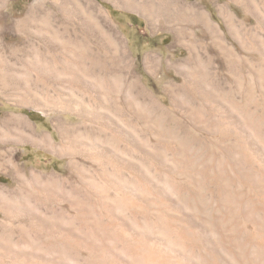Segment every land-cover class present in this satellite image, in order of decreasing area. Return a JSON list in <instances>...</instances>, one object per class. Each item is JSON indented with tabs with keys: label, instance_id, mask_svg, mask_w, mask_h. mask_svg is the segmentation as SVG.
Returning <instances> with one entry per match:
<instances>
[{
	"label": "bare ground",
	"instance_id": "bare-ground-1",
	"mask_svg": "<svg viewBox=\"0 0 264 264\" xmlns=\"http://www.w3.org/2000/svg\"><path fill=\"white\" fill-rule=\"evenodd\" d=\"M228 1L247 13H256L261 23L264 0ZM202 2L124 0L123 5L146 17L153 31L171 32L173 45L188 47V58L170 66L184 82L190 80V69H197L196 75L202 72L194 82L190 80L194 85L188 96L194 100L201 94L200 88L215 96V91L223 93L228 86L210 71L215 60L227 64L228 70L230 65L240 78L248 77L246 66L251 62L228 45ZM214 5L229 34L243 51L248 49L251 34L230 4L217 0ZM36 18L34 13L16 20L19 42L7 40L0 28V90L23 106L53 110L52 103L58 102L61 110L74 112L80 122L70 124L54 117L57 140L21 116L7 114L0 121V170L14 184L10 188L0 183V264H264V159L244 150L246 168L229 170L231 160L224 155L223 172H211L196 171L187 163L176 165L175 160L162 163L150 158L144 153L150 149L141 147V123L135 120L140 118L142 101H149V109L159 112L167 108L141 82L127 50L121 58L113 45L109 52L86 37L69 38L72 49H80V57L64 56L56 37L45 43L47 33L27 26ZM160 63L158 55L145 58L148 70L154 71ZM121 64L126 65L128 91L118 74ZM215 83L218 88L212 90ZM167 90L173 103L180 100L171 87ZM120 91L125 92L124 105ZM14 142L67 158L69 176L25 169L14 148H8ZM76 178L82 186L75 185ZM57 187L67 195L66 200L57 199ZM82 191L106 221V232L112 234L102 235L86 213L75 207ZM16 223H27L28 229L18 224L21 234L16 236ZM79 230L94 242L102 241L101 248L81 242V233L75 238ZM44 236L55 241H46ZM109 241L117 246L110 248ZM57 244L65 248H57Z\"/></svg>",
	"mask_w": 264,
	"mask_h": 264
},
{
	"label": "rangeland",
	"instance_id": "rangeland-1",
	"mask_svg": "<svg viewBox=\"0 0 264 264\" xmlns=\"http://www.w3.org/2000/svg\"><path fill=\"white\" fill-rule=\"evenodd\" d=\"M202 1L201 5L207 10L212 20L220 25L228 45L233 47L235 51L241 52L240 56L251 62L249 67L246 66L249 78L246 75V77L240 78L238 71L233 70L231 72L230 65L228 70L227 64L223 66L222 61L215 60L214 65L210 67V71L215 72L214 75L220 82L228 83V86L224 85V87L227 86V89L224 88L223 93L215 91L216 97L214 94H207L205 88H200L201 94L199 97H201L200 99L198 97L197 100L189 99L188 91L191 90L194 85L192 83L202 75V72H200L201 75H198V73L196 75L195 70L197 69H190L188 73L191 75L188 74V77H190V80L193 79V82H190V80L184 82L183 76L170 66L171 62L176 63L188 58V47L173 45L174 36L169 31L161 29L153 31L146 17L136 10L129 11L124 8V0H0V28H4L3 35L7 40L19 42L21 37L19 28L16 26V20L36 13L38 18L31 25L28 23L27 26L47 33L44 38L45 43L52 42L51 37H56L59 42V44H56L60 49L65 50L64 56L80 57V49L78 47L72 49L74 44L68 42L69 38L74 40L75 38L86 37L91 44L99 43L107 51H109V46L113 45L118 49V56L121 58L123 50H127V54L133 60V69L141 82L149 93L167 108V111L159 112L153 107L149 109V101H145V103L142 101V108L139 111L140 120L136 118L135 121L138 120L141 123L139 134L141 147L151 151L142 152L149 155L150 158L156 157L155 159L162 163H166L167 160V162L175 160L176 165L187 163L196 171L208 169L211 172H223L226 167L225 155L226 159L229 157L231 160L230 165H227L229 170L233 168L235 170L237 168L238 170L239 168L244 169L246 168L242 161L244 150H249L252 154L255 153V157L258 156L256 158L264 159V52L260 46L263 45L261 43H264L262 41L264 40V12L262 13L263 17L259 18L261 23H258L256 13L255 15L252 12L247 13L228 0H219L222 3L230 4L232 12L239 21L244 23L248 34H251V44H249L248 49L243 51L239 43L226 29L225 23L214 5L217 0ZM149 54L161 57V63L154 71L146 69L145 66V58ZM109 55L111 56L112 53H109ZM121 65L118 74L124 80V89L128 91L126 65ZM238 77L240 79H237ZM216 86V83L212 85V90H215ZM169 87L180 98L175 103L171 101L168 94L167 88ZM118 96L120 102L124 105L125 92L120 91ZM51 107L53 110L40 108L39 106H36V108L23 106L0 90V121L7 114L21 116L31 121L39 132L51 133L59 140L54 129V117L62 118L70 124H78L80 121L74 112L61 110L58 102L52 103ZM8 148H14L18 156L21 157L20 164L24 165L27 170L35 169L49 176L52 174H59L63 178L69 176L67 172L68 160L65 157H60L32 144H23L22 142L10 143ZM140 161H142L141 157L137 159L139 164ZM0 183L10 188L14 187L12 179L2 170H0ZM74 183L79 187L83 185L81 180L77 178L74 179ZM57 191H59L58 200L62 202L67 199V195L62 193L61 188L57 187ZM239 192L241 194V191ZM83 193L85 192L82 191V195L79 193L80 195L76 196L77 203L75 207L86 213L89 221L96 225L102 235L112 234L110 230L106 232L103 227L107 223L96 213L94 202L90 199L86 200ZM27 195L28 193L25 194V197L28 198ZM237 197L241 198L242 196L238 194ZM203 201L206 202V199L204 198ZM260 216L262 215L258 217ZM2 219L0 216V221ZM18 224H15L17 227V229L15 228L16 236L21 234L19 225L28 229L27 223ZM75 224L76 230H78L77 222ZM79 234L82 237L84 235L81 242L87 241V244H89L87 246L101 248L102 241L94 242L90 237L88 238V233L82 230L76 231L73 236L79 239ZM88 239L90 242H88ZM44 240L55 241L49 236H44ZM87 246L83 245L86 248ZM112 246H117V243L109 241V247L113 249ZM57 248L65 247L62 244H57Z\"/></svg>",
	"mask_w": 264,
	"mask_h": 264
}]
</instances>
